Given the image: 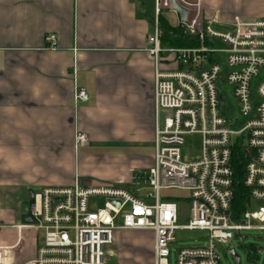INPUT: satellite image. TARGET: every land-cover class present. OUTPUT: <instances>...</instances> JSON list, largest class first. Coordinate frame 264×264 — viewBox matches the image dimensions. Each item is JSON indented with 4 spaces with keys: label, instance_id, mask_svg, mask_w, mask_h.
<instances>
[{
    "label": "built area",
    "instance_id": "2783aa9c",
    "mask_svg": "<svg viewBox=\"0 0 264 264\" xmlns=\"http://www.w3.org/2000/svg\"><path fill=\"white\" fill-rule=\"evenodd\" d=\"M173 3L187 11L185 21ZM154 12L148 40L156 60L153 166L136 171L128 188L76 182L34 192L33 221L17 227L14 245L0 242V264H108L106 248L117 231L152 232L154 264H169L177 231L207 232L208 244L180 249L177 264H221L218 244L242 240L243 232L264 235V205L249 210L254 201L264 204V19L236 17L230 30H217L203 21L201 0H155ZM164 14L174 15L176 27L199 46H164ZM74 100L86 103L89 95L80 88ZM193 136L201 139V154L190 158L184 146ZM75 140L88 141L80 131ZM236 146L246 158L248 193L238 215L232 212ZM173 190L188 196H162ZM25 229L35 236L22 237Z\"/></svg>",
    "mask_w": 264,
    "mask_h": 264
},
{
    "label": "crops",
    "instance_id": "0c3cea01",
    "mask_svg": "<svg viewBox=\"0 0 264 264\" xmlns=\"http://www.w3.org/2000/svg\"><path fill=\"white\" fill-rule=\"evenodd\" d=\"M201 2L203 21L217 30L236 17L264 19V0ZM146 9L143 0H0V235L14 233L1 244L17 242L31 193L76 182L128 188L153 166L156 60ZM163 16L176 27L174 15ZM80 88L86 103L74 100ZM79 131L87 143L76 144Z\"/></svg>",
    "mask_w": 264,
    "mask_h": 264
},
{
    "label": "rangeland",
    "instance_id": "374dc122",
    "mask_svg": "<svg viewBox=\"0 0 264 264\" xmlns=\"http://www.w3.org/2000/svg\"><path fill=\"white\" fill-rule=\"evenodd\" d=\"M149 16L154 20L155 0H143ZM164 65V67H163ZM163 69L166 67L163 64ZM232 99V97H231ZM234 100V99H232ZM184 152L190 157H198L201 154V139L197 136L185 139ZM163 197L188 196L187 192L167 191L162 192ZM264 204L254 201L249 210H257ZM184 216L188 214V204L182 205ZM187 220V218H186ZM24 223V222H23ZM13 232L2 231L1 241H12ZM207 232L203 231H177L175 242L170 246L169 264H177V253L183 248H199L208 244ZM154 236L148 231H117L114 234L113 245L106 248L108 264H154ZM112 250L110 252L109 250ZM234 250L239 257L230 254ZM217 251L221 258V264H264V235L261 232H243L242 240L235 237L227 244H218Z\"/></svg>",
    "mask_w": 264,
    "mask_h": 264
},
{
    "label": "trees",
    "instance_id": "16d2710c",
    "mask_svg": "<svg viewBox=\"0 0 264 264\" xmlns=\"http://www.w3.org/2000/svg\"><path fill=\"white\" fill-rule=\"evenodd\" d=\"M160 24L163 30L162 44L169 47H197L199 40L195 37H189L180 27H174L168 17L162 16ZM246 165V158L239 146L233 150L232 166L234 169V200L232 212L235 215L240 214L248 200L247 190L243 186V173Z\"/></svg>",
    "mask_w": 264,
    "mask_h": 264
},
{
    "label": "water",
    "instance_id": "95a60500",
    "mask_svg": "<svg viewBox=\"0 0 264 264\" xmlns=\"http://www.w3.org/2000/svg\"><path fill=\"white\" fill-rule=\"evenodd\" d=\"M173 9L176 10L181 18L182 21L186 20L187 17V11L183 8H181L180 6H178L176 3H173ZM31 197H33V193H31ZM33 219L31 217H28L26 219V223H30L32 222ZM230 254H232L233 256H235L236 260L239 262V257L235 254L234 250L230 251Z\"/></svg>",
    "mask_w": 264,
    "mask_h": 264
}]
</instances>
